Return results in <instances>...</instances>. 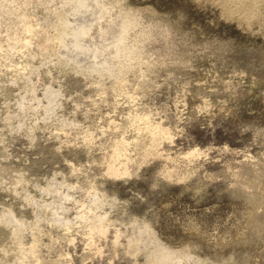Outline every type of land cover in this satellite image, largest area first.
Masks as SVG:
<instances>
[{
    "label": "clouds",
    "instance_id": "9594fccd",
    "mask_svg": "<svg viewBox=\"0 0 264 264\" xmlns=\"http://www.w3.org/2000/svg\"><path fill=\"white\" fill-rule=\"evenodd\" d=\"M0 264H264V0H0Z\"/></svg>",
    "mask_w": 264,
    "mask_h": 264
}]
</instances>
